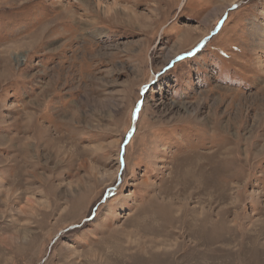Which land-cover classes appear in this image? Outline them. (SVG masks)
<instances>
[{
	"label": "rangeland",
	"instance_id": "374dc122",
	"mask_svg": "<svg viewBox=\"0 0 264 264\" xmlns=\"http://www.w3.org/2000/svg\"><path fill=\"white\" fill-rule=\"evenodd\" d=\"M0 264H264V0H0Z\"/></svg>",
	"mask_w": 264,
	"mask_h": 264
},
{
	"label": "snow or ice",
	"instance_id": "6c2138e0",
	"mask_svg": "<svg viewBox=\"0 0 264 264\" xmlns=\"http://www.w3.org/2000/svg\"><path fill=\"white\" fill-rule=\"evenodd\" d=\"M233 8L236 7L235 4L232 5ZM177 59H180V57H177ZM138 109H139V104H137V106L133 109V112H132V118L135 119L136 116H137V112H138Z\"/></svg>",
	"mask_w": 264,
	"mask_h": 264
},
{
	"label": "bare ground",
	"instance_id": "6f19581e",
	"mask_svg": "<svg viewBox=\"0 0 264 264\" xmlns=\"http://www.w3.org/2000/svg\"><path fill=\"white\" fill-rule=\"evenodd\" d=\"M30 46V45H27ZM259 121V120H258ZM204 219L199 217L198 219H196V223L198 224L199 227H201V224L203 223ZM205 222V221H204ZM204 224V223H203ZM203 226V225H202ZM201 233V232H199ZM206 239V238H205Z\"/></svg>",
	"mask_w": 264,
	"mask_h": 264
}]
</instances>
